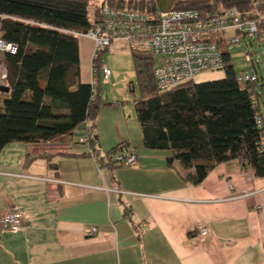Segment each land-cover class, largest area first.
Masks as SVG:
<instances>
[{
  "label": "crops",
  "instance_id": "1",
  "mask_svg": "<svg viewBox=\"0 0 264 264\" xmlns=\"http://www.w3.org/2000/svg\"><path fill=\"white\" fill-rule=\"evenodd\" d=\"M108 114L97 117L101 151L128 141L137 165L101 168L81 141L89 122L61 142L3 149L0 213L20 207L32 227L0 228V264H264V178L235 159L193 185L170 151L145 147L137 120L105 125Z\"/></svg>",
  "mask_w": 264,
  "mask_h": 264
},
{
  "label": "trees",
  "instance_id": "2",
  "mask_svg": "<svg viewBox=\"0 0 264 264\" xmlns=\"http://www.w3.org/2000/svg\"><path fill=\"white\" fill-rule=\"evenodd\" d=\"M150 1V8L157 9L156 1ZM100 6L92 0H0L1 37L18 45L17 54L3 56L10 91L0 93V154L15 142L64 141L89 122L88 154L101 168L125 166L118 157L128 155V141L101 151L96 126L104 102L92 82L81 80L80 40L74 32L89 31ZM230 6L249 12L259 23L258 38L264 37V0H175L172 8L211 13ZM208 38L221 49L225 77L199 83L192 79L166 91L156 86L155 58L132 52L143 96L135 100L143 143L170 151L167 164L193 185L235 159L264 178V84L255 67L247 71L256 74L253 80L235 71L230 44L220 34Z\"/></svg>",
  "mask_w": 264,
  "mask_h": 264
},
{
  "label": "built area",
  "instance_id": "3",
  "mask_svg": "<svg viewBox=\"0 0 264 264\" xmlns=\"http://www.w3.org/2000/svg\"><path fill=\"white\" fill-rule=\"evenodd\" d=\"M124 2L122 0L119 4L118 1L104 0L100 6V16L94 19V26L84 33L74 32L79 37L85 36L94 41L95 73L102 74L105 80L111 78L112 71L107 64L98 63V60L115 41L126 42L134 52L152 55L157 62L154 70L156 86L160 91H166L194 79L200 72L224 66L221 49L209 36L220 34L225 43L231 44L248 42L262 34L258 21L250 19L249 12H243L235 6L223 7L211 13L173 8L162 12L158 8H150L152 1L148 2V9L144 10L126 7ZM227 30H232L233 34H227ZM17 52L16 43L1 37L0 23V93L3 86L7 85L8 77L2 57ZM255 78V73L244 74L245 80ZM92 84L98 85V79L93 77ZM81 141L85 142L86 139ZM118 160L125 166L137 165V148L131 146L128 155H120ZM228 188L233 191L234 185L229 183ZM252 194L249 192L245 197ZM27 220L21 208L14 207L6 213H0V228L7 232H24L32 227ZM96 232L97 227L89 230V234ZM207 232L206 228L201 230L203 235Z\"/></svg>",
  "mask_w": 264,
  "mask_h": 264
},
{
  "label": "rangeland",
  "instance_id": "4",
  "mask_svg": "<svg viewBox=\"0 0 264 264\" xmlns=\"http://www.w3.org/2000/svg\"><path fill=\"white\" fill-rule=\"evenodd\" d=\"M93 3H102L104 0H92ZM121 3L122 0H118ZM133 1V2H131ZM150 0H125L123 3L126 7L136 9H148ZM196 2L211 1V0H194ZM227 34H233L232 30H227ZM80 69L81 80L85 83H91L93 77L97 78L99 84L95 86V91H98L102 100L101 108H108L109 114L106 115L104 124L118 123L126 125L128 120L135 119L138 122L135 112V100L141 99L142 93L138 85L132 50L124 41H115L111 48L102 53V57L98 63L107 64L111 69L112 75L109 80H105L102 74L95 73L94 67V41L85 36H80ZM232 64L235 71L242 75L247 71L257 69L261 84H264V37L256 38L251 42L231 43L228 48ZM252 57L253 62L250 60ZM3 59V57H2ZM258 61V63H257ZM225 69L209 70L198 73L195 76V82H205L216 80L225 77ZM8 85V84H7ZM101 115V113H100ZM13 145L8 146L4 151L5 162L14 163L13 158H20L19 154H14L8 157L9 152L16 153Z\"/></svg>",
  "mask_w": 264,
  "mask_h": 264
},
{
  "label": "water",
  "instance_id": "5",
  "mask_svg": "<svg viewBox=\"0 0 264 264\" xmlns=\"http://www.w3.org/2000/svg\"><path fill=\"white\" fill-rule=\"evenodd\" d=\"M155 1L158 9L162 12H168L172 8L175 2V0H155ZM253 1L256 2L257 0H253ZM1 91L4 93H8L10 91V86L4 85Z\"/></svg>",
  "mask_w": 264,
  "mask_h": 264
}]
</instances>
